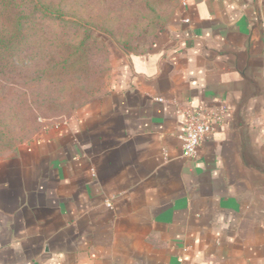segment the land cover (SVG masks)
I'll use <instances>...</instances> for the list:
<instances>
[{
    "label": "crops",
    "instance_id": "crops-1",
    "mask_svg": "<svg viewBox=\"0 0 264 264\" xmlns=\"http://www.w3.org/2000/svg\"><path fill=\"white\" fill-rule=\"evenodd\" d=\"M264 0H184L112 92L0 158L9 264H264ZM228 108L183 155V107Z\"/></svg>",
    "mask_w": 264,
    "mask_h": 264
},
{
    "label": "rangeland",
    "instance_id": "rangeland-1",
    "mask_svg": "<svg viewBox=\"0 0 264 264\" xmlns=\"http://www.w3.org/2000/svg\"><path fill=\"white\" fill-rule=\"evenodd\" d=\"M35 1L58 4L56 14L47 12L63 23L26 30L38 59L10 84L0 80V158L108 97L120 62L147 50L184 0ZM46 34L56 35L53 45L42 44L52 40Z\"/></svg>",
    "mask_w": 264,
    "mask_h": 264
},
{
    "label": "trees",
    "instance_id": "trees-1",
    "mask_svg": "<svg viewBox=\"0 0 264 264\" xmlns=\"http://www.w3.org/2000/svg\"><path fill=\"white\" fill-rule=\"evenodd\" d=\"M41 7H44V10ZM47 10L56 14L59 11L58 4L51 2L47 8L44 3L38 4L35 0H0V80L4 79L6 84H10L11 76L17 70L33 68L34 61L38 59V52L32 47L33 43H27L26 30L42 27L44 23L53 27L63 23H59L55 15H49ZM32 35L42 37L44 34ZM46 36L52 37V40L43 37L46 43L42 44L53 45V36L56 35Z\"/></svg>",
    "mask_w": 264,
    "mask_h": 264
},
{
    "label": "built area",
    "instance_id": "built-area-1",
    "mask_svg": "<svg viewBox=\"0 0 264 264\" xmlns=\"http://www.w3.org/2000/svg\"><path fill=\"white\" fill-rule=\"evenodd\" d=\"M182 113L185 126L180 136L183 155L186 158H195L198 148L224 124L228 108L223 103H218L212 107H183Z\"/></svg>",
    "mask_w": 264,
    "mask_h": 264
},
{
    "label": "water",
    "instance_id": "water-1",
    "mask_svg": "<svg viewBox=\"0 0 264 264\" xmlns=\"http://www.w3.org/2000/svg\"><path fill=\"white\" fill-rule=\"evenodd\" d=\"M251 96H247L244 98L235 108L234 117L236 122V129L239 135V158L243 164L248 169H254L259 173L264 175V158H260L257 155L253 154L247 145L246 139V129L248 123L244 117V107L247 103L248 99ZM9 245L0 244V264H9L2 260V252Z\"/></svg>",
    "mask_w": 264,
    "mask_h": 264
}]
</instances>
